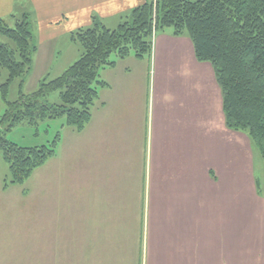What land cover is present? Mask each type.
<instances>
[{
    "label": "crops",
    "instance_id": "1",
    "mask_svg": "<svg viewBox=\"0 0 264 264\" xmlns=\"http://www.w3.org/2000/svg\"><path fill=\"white\" fill-rule=\"evenodd\" d=\"M146 1L0 0V18L31 15L40 54L58 58L93 17L113 29ZM159 32L150 61L130 55L102 70L108 85L83 130L58 126L35 207L54 231L45 236L72 239L75 251L54 246L62 264L69 254L75 264H264V164L248 206L250 138L225 127L213 68L190 39Z\"/></svg>",
    "mask_w": 264,
    "mask_h": 264
},
{
    "label": "trees",
    "instance_id": "2",
    "mask_svg": "<svg viewBox=\"0 0 264 264\" xmlns=\"http://www.w3.org/2000/svg\"><path fill=\"white\" fill-rule=\"evenodd\" d=\"M9 24L0 18V98L6 105L0 119V152L8 164L9 184L22 185L33 171L55 155L59 133L47 145L21 147L6 132L22 122L36 125L44 119H64L77 131L85 128L100 90L107 83L100 72L130 55L148 57L158 30L174 36L187 34L198 61H208L221 91L226 128L247 134L264 158V0H155L133 8L117 25L107 28L93 17L92 25L76 30L71 40L79 57L61 75L41 79L37 89L10 102V83L31 69L36 51L28 13ZM58 92L59 101L46 96Z\"/></svg>",
    "mask_w": 264,
    "mask_h": 264
},
{
    "label": "rangeland",
    "instance_id": "3",
    "mask_svg": "<svg viewBox=\"0 0 264 264\" xmlns=\"http://www.w3.org/2000/svg\"><path fill=\"white\" fill-rule=\"evenodd\" d=\"M23 13L24 12L21 14ZM20 16H18V18ZM29 17L30 26L34 34V43L37 49L32 56L30 71L22 77L14 79L10 83L7 93V100L10 102L16 101L19 98V84L21 80H23V93H31L37 89L38 83L41 79L45 78L46 80H50L61 75L65 68L73 62V59L70 60V58H73L75 55H77L75 58L79 57L78 54H72V52L77 49L76 47L79 48L78 44H76V46L73 44L60 45L58 48L62 53L58 58L55 55L54 57L46 56V51L43 49L40 54L38 45L39 42L34 31V19L31 15H29ZM159 31L160 30L157 32ZM164 31L168 33L170 31L172 32L170 28H165ZM184 35L188 39L187 34ZM43 48H46V46H43ZM152 51L154 52V48ZM146 59L149 60V56ZM201 63H204L207 67H211V63L208 61H202ZM6 78L7 72L2 70L0 72V84L3 83ZM107 78V71L105 73L103 71L100 72L101 80L105 82ZM45 99L48 103H57L59 101L58 92L55 91L49 93ZM221 103L222 99L220 97L219 104L221 105ZM6 108L5 103L0 98V119L5 113ZM63 121V118L44 119L38 121L36 125L22 122L14 126L10 131L6 132V138L21 147L47 145L54 139V134L59 129L58 126ZM245 135L247 136V134ZM245 146V152L247 151V154L245 153V164H248V166L252 165L253 170L251 171L252 168H249V170L246 171V174L244 175V184H241L240 191L242 192V198H244L245 201H248V206H250L253 204V186H255L252 179L263 178L262 172L259 168H261V165L264 164V160L252 144L249 147L247 138ZM43 168L44 165L35 169L31 176L22 185L9 184L4 187V182L9 179V168L2 153L0 152V191L2 189H6V194L8 193L6 195L1 194L0 192V264H62L61 252L56 249L55 253L53 250L59 246L64 247L62 248V250H64L67 243V247H72L69 252H72V250L75 251L76 247L73 246L71 238L62 237L54 241L52 236H50V238L45 236V234L47 235V232H50V235H52L51 231L53 230H50V226L49 229L48 227L46 228V223L38 215L40 210H35V207H38L39 204H43L44 200L45 173ZM33 176L34 179H32ZM42 214H44V212H42ZM198 233V236L200 235L203 237L202 229H198ZM30 238L31 241L29 243ZM75 261L76 255L69 254L68 264H75Z\"/></svg>",
    "mask_w": 264,
    "mask_h": 264
}]
</instances>
